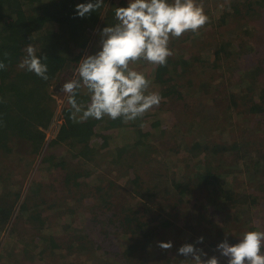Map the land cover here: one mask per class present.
Listing matches in <instances>:
<instances>
[{"label":"trees","instance_id":"trees-1","mask_svg":"<svg viewBox=\"0 0 264 264\" xmlns=\"http://www.w3.org/2000/svg\"><path fill=\"white\" fill-rule=\"evenodd\" d=\"M150 1L157 3L159 15L165 19L174 14L181 18L185 16L189 23L181 21V28L175 27V31L162 37L168 39V46L159 44L160 36L151 39L148 36L150 32L145 35L143 32L127 33L132 45L127 48L126 55L99 58L93 55L94 47L91 45L92 55L84 56L86 48L96 34L97 25L102 23L99 33L107 26L110 17L112 25L128 28L123 25L122 18L119 20L120 15L127 13L124 8L127 7L126 0H0V161L3 163L13 155L20 161L26 157L24 148L31 156L40 153L45 143V128L55 114L52 88L61 74L69 70L65 73L67 80L74 74L77 78L66 99L62 110L63 122L53 142L67 144L75 157L84 158L87 162L103 155L101 153L112 156L116 152L117 158L112 159V163L123 170H118L116 176H96L97 171L91 168L68 169V160L64 158L55 162L56 157L51 155L44 158V162L46 160L50 164L52 161L49 167L57 170L58 176L51 177L55 172H50V178L34 180L28 189V197L21 201V193L14 191L8 183L11 172L0 165V231L9 229L11 237L17 233L18 238L23 236L19 240L25 244L26 250L33 253L31 260L39 258L45 262L43 264H80V259L86 255L85 264H187L196 247H203V238L207 234L198 236L195 230V236L182 238L179 235L184 223L187 224V220H183V226L178 223L183 214L178 207L183 202L189 198L205 201V195L210 192L234 207L239 201H244L242 206L250 210L256 203L255 199L260 200L257 190L251 193V190L241 191V188L234 189L233 185L221 183L232 166L216 156L221 150L216 146L209 147L206 144L208 140L203 139L205 136L202 139L198 136L193 141L191 155L193 152L196 156L191 161L193 158L195 161L193 164L189 161L187 168L179 170L178 175L155 169L160 172L155 177L133 164L125 166L124 154L131 149H135V154L145 152L147 147L154 145L152 142L158 133L162 136L168 130L171 120L160 115L165 109L152 104L151 92L160 98H169L174 88H187L177 79L184 76L183 69L186 71L196 64L194 61L209 63L208 72L220 68L219 63L230 55L241 54L232 48V41L226 39L215 42L214 56L211 53L208 56L204 54L205 57L193 55L192 61L185 58L187 56L183 52L187 49H184L179 54L180 58H175L169 47L183 35L187 36L183 41L193 39V43L203 35L198 33L197 11L193 10L198 4L190 6L188 12H192L187 17L183 9L173 13L175 4H170L172 0ZM263 10L264 0H226L219 18L224 23L237 19L248 23L254 14ZM162 23L160 25L164 26ZM168 25L171 27L173 24ZM205 38L209 39L206 43L214 42L211 36ZM147 48L149 51L146 52ZM129 56L130 59L127 58ZM254 58L245 70L246 75L259 71V76L253 79L256 85L264 80V60H258L256 65ZM130 60L135 64L141 63L144 71L131 72L127 66ZM244 77L240 75L241 80ZM204 85L209 87L211 84ZM241 91L232 90L230 95L235 98ZM175 93L184 94L176 90ZM245 94L248 92L240 97ZM259 99L254 98L255 103L246 110L248 113L264 114V100L259 102ZM228 109L233 111L235 108ZM220 119L217 117L216 121L219 123ZM229 147L236 152L241 151L235 140ZM40 164L43 166L44 163ZM262 168L264 163L257 157L252 163L244 164L243 171L252 174ZM121 177H126V182L121 184ZM164 190L174 203L167 204V198L162 202L160 192ZM126 193L139 199L132 204ZM66 194H71V197ZM90 194L93 197L89 207L91 212L102 207L107 209L106 215L100 210L96 213V222H100L92 229L97 231V239L91 234H80L83 228L77 224L72 230L63 232L61 226L48 222L50 214L47 211L61 206L67 211L62 213L63 217H77L80 206L77 202L82 200L81 196L87 198ZM47 203L49 205L42 206ZM21 219L28 225L23 229L29 228V235L19 228ZM106 222L109 223L107 227L103 225ZM166 230L173 233L167 234ZM11 264L20 263L14 260Z\"/></svg>","mask_w":264,"mask_h":264},{"label":"rangeland","instance_id":"rangeland-1","mask_svg":"<svg viewBox=\"0 0 264 264\" xmlns=\"http://www.w3.org/2000/svg\"><path fill=\"white\" fill-rule=\"evenodd\" d=\"M225 1L172 0L170 2V4H175L173 13L183 9L187 17L192 12V10L188 12L190 6L197 3L198 5L193 10L197 11L195 20L200 28L198 33L202 32L201 34H203L195 43H193V39L183 41L187 37L183 35L184 37L179 39L175 45L170 46L169 50H171L175 58L179 59V54L184 49L187 50L183 52V55L192 61L193 55L198 57L204 56V54L208 56L209 53L213 55L215 42L226 39L231 40L232 48L238 50L237 52H241V54L230 55L219 63L221 65L220 68H210L211 70H208V72H206V69L209 63L194 61L196 64L194 63V66L188 67L186 71L183 69L184 73L182 74L184 76L177 79L180 84L187 86V88H174L169 98H160L158 94L151 92L150 100L152 104L165 109L160 115H165L167 120H171L168 130L162 136H159L158 133L153 139L154 142L152 143L154 145L147 147L145 152L135 154L133 152L135 149H131L128 154H124L122 159L125 160V166L133 164L143 172H151L155 177L160 175V172L154 171L155 169H163V171H167L170 174L173 172V174L176 173L178 175V171L187 168V163L191 161L193 156H196L193 152V155H191L190 146L193 141L198 136L201 139L203 138L202 136H205L203 139L205 141L206 139L208 140L206 144L209 147L216 146L218 150H221L215 155L223 158L225 163L232 166L229 174L222 177L221 183L225 186L233 185L234 189L241 188V191L248 189L251 190V193H255L257 190L256 195L260 197V200L258 199L257 201L255 199L256 203L250 210L242 206L244 201H239L234 207L228 204L229 202L222 200V198L215 197V195L212 196L210 192L205 195V201H203L204 199L201 201L200 199L189 198L190 200L183 202L178 207L183 212L181 218H179L181 221L179 220L178 223L182 225L183 220H187V224L184 223L179 235L182 238L190 235L195 236V230L198 236L204 233L207 234L203 238V247H196V251L189 256L190 259L187 264H264V168L252 174L243 171L244 164L252 163L257 157L264 163V114L257 116L246 111L251 106L250 104L255 103L254 98H260L259 102L262 99L264 100V80H260L254 85L253 79L259 76V71L255 70L253 74L249 75L248 73L246 75L245 70V67L250 64L249 62L253 60L254 56L256 65L258 60H264V10L259 14H254L252 20L248 23L241 19L224 23L220 21L221 18L219 17L223 13ZM125 3L127 7L124 8L127 13L120 15L119 20L122 18L123 25L128 28H121L122 25L120 27L119 24L112 25V17H110L107 26L98 33L102 23L98 24L96 34L93 35L94 37H92L88 48H86L84 56L92 55L90 45L91 48L94 47L93 55L95 57H122L126 55L127 48L132 45L130 42L131 37L129 38L127 33L136 34L137 32H143L145 35L150 32L148 36L151 39H157L160 36L159 44L168 46V39L162 37L168 32L175 31L173 29L175 27L181 28V21H184L182 22L183 24L189 23V21L184 19L185 16L181 18L174 14L173 16L175 17L169 16V18L166 17L165 19L159 15L157 3H154V1L126 0ZM129 4L134 6L131 8ZM146 6L149 7L146 8ZM135 13L136 17H134ZM214 18L215 20L212 23L211 20ZM102 20L103 22L105 21L104 17H102ZM162 22L165 23L164 26L160 25ZM168 23L173 25L169 27ZM211 28L213 30L209 31ZM123 29L126 33H124ZM121 31H123L124 35L121 34ZM208 36H211L212 39L214 38V42L211 44L205 42L209 40L205 38ZM193 44L197 45L193 47ZM211 47L213 48L210 49ZM147 51H149L148 48ZM250 51L251 53H248ZM127 58L130 59V56ZM127 66L131 72L144 71L142 64H135L133 60H130ZM68 71L61 74L60 80L52 88L56 102L55 114L49 126L45 128V143L40 153L36 156H31L24 151V148L23 154L26 157L20 161L14 155L12 158L3 160L5 161L3 163L2 160L0 161V165H3L2 167L11 172V176H8V183L14 191L21 193V201L28 197V189L34 180L48 179L50 178V172H55L54 176L52 175L51 177L58 176V171L55 169L51 170V167H49L52 161H50V164H47L46 160L44 162V158L47 159L51 155L56 157L55 162L64 158L68 160L66 165L68 169L87 167L97 171L95 173L96 176L103 174L116 176L119 174L118 170L123 172L119 165L112 163V159L117 158L116 152L112 156L110 153H101L103 155L95 156L92 161L87 162L84 158L75 157L73 150L67 144H55L53 142L63 122V107L77 78L76 74H74L72 79L67 80L65 77L67 74L65 73ZM240 75L244 77V79L242 78L243 80H241ZM203 76L205 79H203ZM204 84H211L212 86L209 85L211 89ZM152 87L150 86V88ZM240 89L242 93L238 94L237 97L234 98L230 95L232 90L240 92ZM175 90L184 94L181 96V93H175ZM246 91L248 95L245 94L244 97H240V95L247 93ZM249 93L251 96H249ZM235 102L238 103L237 106ZM229 107L235 109L232 111L228 109ZM91 117L93 118V115ZM217 117L221 118L219 123L216 121ZM232 140L239 143L241 151L236 152L235 149L229 147ZM241 154L243 155L242 157H240ZM194 161L195 159L193 158L191 163L193 164ZM41 162L44 163L43 166L40 164ZM126 180V177L119 178L121 184L126 182ZM214 186H217V184L214 183ZM160 194L163 195L161 200L167 198V204L174 203L167 191L164 190ZM66 196L71 197V194H66ZM209 197H212V199L208 200ZM80 198L82 200L77 202L80 205L77 217L73 218V216L68 217L67 215V218L63 217L62 213L67 211L64 210L65 207L61 206L53 211H47L50 214L47 216L49 218L48 222L55 223L58 227L61 226L60 230L63 232H67L68 229L72 230L73 226L77 224L83 228L80 234H91L94 239H97L96 235L98 233L94 228L92 229V226H97L100 222H96L98 219L96 213L100 210L106 215L107 209L102 207L91 212L89 208L93 198L91 194L87 198L83 196ZM126 198H130L132 204L139 199V197L137 199L133 198L129 193H126ZM38 201L41 200L38 199ZM47 205L49 203L46 205L42 204V206ZM57 210L64 211L58 213ZM200 212L205 214V216ZM59 223L60 225H58ZM47 225L50 224L48 223ZM103 225L107 227L109 223L106 222ZM24 226L28 225L21 219L19 228L22 231H26L29 235L31 233L30 229H23ZM48 228L51 229L49 226ZM165 232L170 234L171 231L166 230ZM18 236L17 233L16 236L11 237L9 229L3 232L0 231V264H11L14 260L20 264H33L34 261L36 264L45 263L39 258L31 260L33 253L30 250H26L25 244L19 240L23 236L19 238ZM210 242L212 245H209ZM46 257L49 258V256ZM80 262V264H85L87 256L83 255Z\"/></svg>","mask_w":264,"mask_h":264}]
</instances>
